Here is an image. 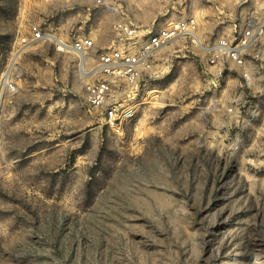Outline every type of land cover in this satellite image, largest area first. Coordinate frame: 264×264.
Wrapping results in <instances>:
<instances>
[{"label":"rangeland","instance_id":"374dc122","mask_svg":"<svg viewBox=\"0 0 264 264\" xmlns=\"http://www.w3.org/2000/svg\"><path fill=\"white\" fill-rule=\"evenodd\" d=\"M248 6L264 0H0V264H264V73L215 79L198 44L173 43L114 82L115 128L84 75L121 19L195 17L210 47ZM34 26L90 36L83 69Z\"/></svg>","mask_w":264,"mask_h":264},{"label":"built area","instance_id":"2783aa9c","mask_svg":"<svg viewBox=\"0 0 264 264\" xmlns=\"http://www.w3.org/2000/svg\"><path fill=\"white\" fill-rule=\"evenodd\" d=\"M240 19L230 23L229 30L222 34L209 47H199V23L195 17H187L170 22L156 31L142 30L128 19L114 24L117 34L113 46L101 52L97 64L90 74L94 79L86 85L87 104L95 109H105L106 124L110 128L118 127L124 113L119 114L118 104L110 102L114 93V82L125 80L138 84L144 73L152 68L154 58L169 45L190 41L198 49L196 57L204 54V64L214 68L215 79H220L228 70H238L246 81L257 79L264 73V8L246 7ZM33 41L42 42L49 35L39 27L32 29ZM94 47V41L88 36L78 37L58 46L60 52L74 53L85 57ZM14 89L12 85H9ZM240 105L228 108L226 117L231 121L239 118Z\"/></svg>","mask_w":264,"mask_h":264},{"label":"bare ground","instance_id":"6f19581e","mask_svg":"<svg viewBox=\"0 0 264 264\" xmlns=\"http://www.w3.org/2000/svg\"><path fill=\"white\" fill-rule=\"evenodd\" d=\"M48 37H50V38L53 39L54 41L58 42L60 45H61L62 43H65L63 40L57 38V37L54 36V35H49ZM196 43L198 44L199 47L201 46V42H200L199 39H196ZM18 56H19V54L16 55L15 60L17 59ZM80 59H81V61H80L81 63H80L79 66H80V70H82L83 67H84V64H86V63H85V57L80 56Z\"/></svg>","mask_w":264,"mask_h":264},{"label":"crops","instance_id":"0c3cea01","mask_svg":"<svg viewBox=\"0 0 264 264\" xmlns=\"http://www.w3.org/2000/svg\"><path fill=\"white\" fill-rule=\"evenodd\" d=\"M88 37H90V36H88ZM90 38H91V37H90ZM93 41H94V40H93ZM114 41H115V40H114ZM114 41H113V43L111 44V47L113 46ZM94 47H95V41H94ZM94 47H93V48H94ZM111 47H110V48H111ZM110 48H108V49H110ZM105 50H107V49H104V50H102L101 52H103V51H105ZM101 52H100V53H101ZM96 64H97V63H96ZM95 66H96V65H95ZM95 66H94L91 70H89L88 73H85V72H84V75L87 76V79L90 80V81H92V80L94 79L92 76H90V74H91L92 71L94 70ZM90 81H89V82H90Z\"/></svg>","mask_w":264,"mask_h":264}]
</instances>
